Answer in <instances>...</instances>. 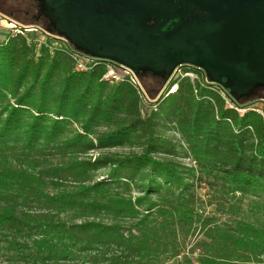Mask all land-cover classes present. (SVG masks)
I'll list each match as a JSON object with an SVG mask.
<instances>
[{
    "label": "trees",
    "instance_id": "16d2710c",
    "mask_svg": "<svg viewBox=\"0 0 264 264\" xmlns=\"http://www.w3.org/2000/svg\"><path fill=\"white\" fill-rule=\"evenodd\" d=\"M75 55L36 57L21 35L0 43V264H146L179 251L192 227L199 264H264V117L226 104L247 107L264 86L238 100L182 66L203 76L150 73L154 90L166 86L150 109L128 70L107 81L108 62L80 71ZM172 131L215 193L256 199L233 227L197 214V169L170 158Z\"/></svg>",
    "mask_w": 264,
    "mask_h": 264
},
{
    "label": "water",
    "instance_id": "95a60500",
    "mask_svg": "<svg viewBox=\"0 0 264 264\" xmlns=\"http://www.w3.org/2000/svg\"><path fill=\"white\" fill-rule=\"evenodd\" d=\"M35 1L76 51L135 74L190 66L238 100L264 86V0Z\"/></svg>",
    "mask_w": 264,
    "mask_h": 264
},
{
    "label": "rangeland",
    "instance_id": "374dc122",
    "mask_svg": "<svg viewBox=\"0 0 264 264\" xmlns=\"http://www.w3.org/2000/svg\"><path fill=\"white\" fill-rule=\"evenodd\" d=\"M38 9V4L32 0H0V43L18 37L20 35L19 31H23L24 37L27 43L30 44V47L34 49L36 57L41 56L44 46L42 48L35 46L37 40H47L48 38H43L45 33H56L44 24L45 18L38 16ZM126 72V69L118 72L121 75V79H126ZM176 73H182L184 77H189L192 80H196L202 75L196 72L185 74L181 67L176 70ZM131 74L135 80V85H140L141 92L143 90L144 102H151L150 109H153L162 93H164L166 86L156 91L154 90L155 87H152L150 73H144L141 76ZM176 88V85H172L169 93L174 92ZM226 104L228 109H236L241 116H244L249 110L264 114V98L249 101L247 103L248 106L244 108L235 107L229 100H226ZM168 135L174 139V143L179 144L177 149L178 154L170 156V158H174L175 161L183 166L197 169L196 176L190 178V182L193 185L195 199L198 200L195 210L199 216L205 219L211 218L221 226L233 227L237 216H243V214L251 212L253 202L256 200L255 198L238 196L237 199H232L229 196L215 193L210 186V183L214 182L215 175L199 170L194 158L187 153V145L180 139L179 134L172 131ZM113 151L123 152L121 149H114ZM228 202L236 205L237 209L232 214L226 211L225 207L229 204ZM203 238L204 235L201 230L192 227V230L189 232L178 236L179 251L168 254L160 259L151 260L146 264H199V250L196 249V253H192V251L195 250L197 242Z\"/></svg>",
    "mask_w": 264,
    "mask_h": 264
},
{
    "label": "built area",
    "instance_id": "2783aa9c",
    "mask_svg": "<svg viewBox=\"0 0 264 264\" xmlns=\"http://www.w3.org/2000/svg\"><path fill=\"white\" fill-rule=\"evenodd\" d=\"M19 34L24 36V32L23 31H19ZM43 36H44L43 37L44 39L48 38L47 40H44L46 42H44L43 39H38L37 43L35 44V46L40 47V48H42L43 46L46 47V48H49L52 53L56 49H60V48H66V49H69L70 51L76 52V55L73 56V57H75V60H76V64H77L76 68H77V70L87 71V70L90 69L87 64H95V63H98L99 61H102V60H98V59L92 58V57H90L88 55H85V54H83L81 52L76 51L66 38L58 35L57 33L56 34H53V32H51L49 34L45 33V35H43ZM28 45L30 46L29 43H28ZM102 62H108L110 64L109 72L104 78L105 80L111 81V82H117V83L118 82H122L124 80V79L120 78L121 75L117 72V70L113 67V65H111L113 63H111L109 61H102ZM129 72H131V71H129ZM131 73L135 74L134 72H131ZM136 87L138 88L139 93L143 97V90L141 92L140 85L137 84ZM261 115H263V117H264L263 113Z\"/></svg>",
    "mask_w": 264,
    "mask_h": 264
},
{
    "label": "flooded vegetation",
    "instance_id": "af4514ba",
    "mask_svg": "<svg viewBox=\"0 0 264 264\" xmlns=\"http://www.w3.org/2000/svg\"><path fill=\"white\" fill-rule=\"evenodd\" d=\"M38 4V6H39V9H38V16H42V17H44L45 19H48L46 16H45V11L41 8V4L38 2L37 3ZM197 17H196V14L193 16V18H191V20H193V19H196ZM49 20V19H48ZM165 30H167V31H171L172 30V28H171V24H169L166 28H165Z\"/></svg>",
    "mask_w": 264,
    "mask_h": 264
}]
</instances>
